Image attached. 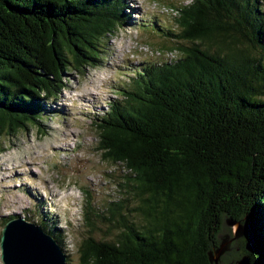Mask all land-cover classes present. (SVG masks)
I'll return each mask as SVG.
<instances>
[{"label":"trees","instance_id":"obj_1","mask_svg":"<svg viewBox=\"0 0 264 264\" xmlns=\"http://www.w3.org/2000/svg\"><path fill=\"white\" fill-rule=\"evenodd\" d=\"M169 8L178 30L162 34L178 55L136 66L90 119L97 150L126 171L125 193L139 204L110 203L118 233L110 241L86 237L80 263L215 264L230 247L231 221L244 230L241 257L264 264L262 2ZM124 10L123 0H0V139L41 126L66 87L65 71L100 65ZM56 228L43 230L60 245Z\"/></svg>","mask_w":264,"mask_h":264},{"label":"rangeland","instance_id":"obj_2","mask_svg":"<svg viewBox=\"0 0 264 264\" xmlns=\"http://www.w3.org/2000/svg\"><path fill=\"white\" fill-rule=\"evenodd\" d=\"M190 2L123 0L126 22L104 42L100 65L85 67L82 74L65 71L66 87L57 100L47 104L41 126L29 125L14 136L0 139V237L4 224L14 217H23L44 230L58 224L54 234L66 264H81L79 249L86 237L114 240L118 229L110 221L109 204L124 201L129 209H136L139 203L125 193L126 171L104 160L97 150V130L90 119L102 114L107 102L118 97L119 86L136 66L156 61L152 56L157 52L175 48L162 32H177L176 21L162 11V6ZM261 2L264 10V0ZM88 211L92 213V227L85 219ZM130 217L141 221L136 210ZM227 230L230 247L220 254L221 261L237 264L242 258L240 235L235 237L233 226Z\"/></svg>","mask_w":264,"mask_h":264},{"label":"water","instance_id":"obj_3","mask_svg":"<svg viewBox=\"0 0 264 264\" xmlns=\"http://www.w3.org/2000/svg\"><path fill=\"white\" fill-rule=\"evenodd\" d=\"M227 224L235 227V237L244 234L238 223L228 221ZM250 247L249 240L245 248L249 250ZM220 254L221 250L217 253L215 264ZM65 260L66 257L57 241L40 227L23 217L11 218L4 224L0 237L2 264H66ZM237 264H248V258L242 257Z\"/></svg>","mask_w":264,"mask_h":264},{"label":"built area","instance_id":"obj_4","mask_svg":"<svg viewBox=\"0 0 264 264\" xmlns=\"http://www.w3.org/2000/svg\"><path fill=\"white\" fill-rule=\"evenodd\" d=\"M162 11L167 13V14H174L175 12H172V9H170L169 7H165V6H162ZM172 52H175V51H169V52H157V55L156 56H152V57H155L156 60H160V59H157V58H161L162 60L166 59V60H170V59H174L176 57L175 54H172ZM151 55H154V54H151Z\"/></svg>","mask_w":264,"mask_h":264}]
</instances>
